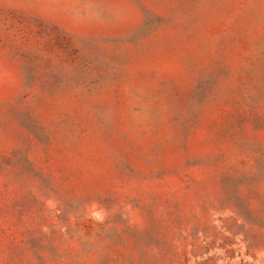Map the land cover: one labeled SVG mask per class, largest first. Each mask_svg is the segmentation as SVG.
I'll return each mask as SVG.
<instances>
[{
  "label": "rangeland",
  "instance_id": "374dc122",
  "mask_svg": "<svg viewBox=\"0 0 264 264\" xmlns=\"http://www.w3.org/2000/svg\"><path fill=\"white\" fill-rule=\"evenodd\" d=\"M0 264H264V0H0Z\"/></svg>",
  "mask_w": 264,
  "mask_h": 264
}]
</instances>
